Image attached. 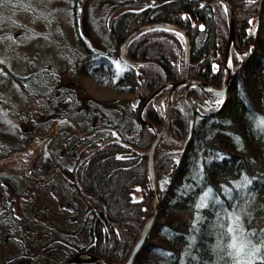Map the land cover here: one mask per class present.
Here are the masks:
<instances>
[{"label": "trees", "instance_id": "1", "mask_svg": "<svg viewBox=\"0 0 264 264\" xmlns=\"http://www.w3.org/2000/svg\"><path fill=\"white\" fill-rule=\"evenodd\" d=\"M63 1L62 23L32 13L45 26L44 50L58 49L62 65L39 63V52L17 70L0 61V92L16 86L30 103L23 117L33 130L18 124L13 133L0 130V264H62L77 254L124 263L151 200L145 151L154 135L140 121L144 102L166 83L188 79L219 88L225 77L226 14L212 0ZM136 1L146 5L129 6ZM227 1L235 45L249 57L242 63L245 55L232 47L230 98L220 110L205 107L196 87L172 104L155 154L157 214L132 264H234L221 226L232 213L254 245L264 240V0ZM0 5L30 14L19 0ZM166 25L187 35V61L182 37ZM19 27L27 37L34 33ZM84 79L133 98L97 99ZM169 90L142 110L155 128ZM7 113L0 108L4 125ZM22 154L29 163H21ZM13 157L17 163L2 164ZM251 259L264 264V247Z\"/></svg>", "mask_w": 264, "mask_h": 264}, {"label": "rangeland", "instance_id": "2", "mask_svg": "<svg viewBox=\"0 0 264 264\" xmlns=\"http://www.w3.org/2000/svg\"><path fill=\"white\" fill-rule=\"evenodd\" d=\"M21 4L27 7L28 13H15L11 12V10L7 9L5 6L0 5V61L7 62V65L11 66L12 69L17 70L21 68L25 60L27 62L32 59V56L39 52V63L43 64H54V65H62V61L60 56H58V49L55 47H46V38L43 36L42 32H45V26L41 24L40 19H36L35 15L32 13L40 12L41 14H45L48 16L54 15V19L59 20V23L65 21V14L62 13L64 8L66 7V3L63 0H19ZM52 14V15H49ZM24 24V25H23ZM19 26H29L34 32L30 34L28 37L24 32H19ZM66 29V36L68 38V42L71 43L72 39V29L64 24ZM81 27V26H80ZM82 28V27H81ZM83 30V29H82ZM41 33V34H40ZM70 36V39H69ZM48 41V40H47ZM92 42V40L90 39ZM185 53V52H184ZM45 62V63H44ZM2 73L0 72V77ZM84 83L87 87V91H89L95 98L100 100H106L110 97H117L119 100H127L132 99V94L127 93H110L102 87H98L91 80L84 79ZM180 90V89H179ZM177 90L175 92V96L179 97L183 94V90ZM228 99L230 98V94L228 93ZM0 97L4 100L0 103V108L4 111L8 110L6 114V118H8L9 123L4 125L0 122V130H4L6 132H14V126L18 124V128H22V130L27 133L32 130V127L29 125V119L25 116V112L28 110L30 103L25 101L21 93L18 91L16 86H13L11 83L6 86V88L0 92ZM183 98V97H182ZM230 101V100H229ZM14 129V130H13ZM33 131V130H32ZM38 134H43L45 129L43 126H40L37 130ZM26 154H22L19 160H22L21 163H29V159ZM18 161L17 157H13L11 159H6L2 161L4 166L8 167L11 164V161ZM17 163V162H16ZM138 192L134 195V198H138ZM63 206V203H59V205Z\"/></svg>", "mask_w": 264, "mask_h": 264}, {"label": "water", "instance_id": "3", "mask_svg": "<svg viewBox=\"0 0 264 264\" xmlns=\"http://www.w3.org/2000/svg\"><path fill=\"white\" fill-rule=\"evenodd\" d=\"M217 4L221 5L225 11L227 28H228V38L226 42L225 59L223 62L225 77H224L222 86L219 88H215L205 82L196 81V80H188V79H184L179 82L171 83V84L166 83V84H163L160 88H158L155 92L151 94V96L144 102L140 110L139 117H140L141 123L146 128L150 129L154 135L153 140L151 141L149 145V148L145 151L146 161H147V173H148V178H149L150 187H151V200H150L146 220L139 232L137 240L135 244L133 245V248L131 249L128 259L122 264H132L142 244L145 242L147 235L149 234L152 228V225L154 223V220L156 218L158 204H159V196H158V189H157L156 176H155V166H154L155 154H156V151L158 149L160 142L163 140V138L167 135L169 131L172 104L179 97L186 98V94L189 88L196 87L202 92L204 96L203 104L206 107H208L211 104H219V109L222 108L228 100L227 95L229 93L228 92L229 86H230L229 83L234 75L233 65L231 61L232 47H234L239 52L240 55H243V54L245 55L242 59V63H244L249 57V53L247 51H240L237 49L235 45V26H234L233 12H232V8L229 2L227 0H212L210 2L211 6H214ZM145 5H146V2H139V1L129 4V6L131 7H136V6L143 7ZM163 28L173 31L182 37L183 42H184V47H185V60L187 61L188 53H189V42H188V37L185 34V32L180 27L175 26V25H166V26H163ZM127 41L128 39H126L125 42L121 45V56L124 60H126V58L124 57V48H125ZM167 86L170 87V90L167 94L166 99L161 101V106L164 111L163 122L160 128H155L154 126L148 124L147 122L143 120L142 110L148 101H150L157 93H159L161 89ZM183 86H184L183 94L179 97H176L175 92L177 91L178 88H181ZM221 97L223 99V102L217 103V101L220 100ZM191 123H192V117L190 118L189 127H191ZM82 263L111 264L101 258L88 255V254H77L73 256L72 258L66 260L62 264H82Z\"/></svg>", "mask_w": 264, "mask_h": 264}, {"label": "snow or ice", "instance_id": "4", "mask_svg": "<svg viewBox=\"0 0 264 264\" xmlns=\"http://www.w3.org/2000/svg\"><path fill=\"white\" fill-rule=\"evenodd\" d=\"M117 65V75L119 71L123 69L120 68V62H115ZM223 99L221 97L217 103H222ZM264 123V122H262ZM119 158V157H118ZM210 191V190H209ZM208 193H205V197ZM203 200L197 207H204ZM228 223L226 225H221L226 227V231L222 233V236L227 238V243L225 247L229 250L228 255L233 258L234 264H252V257L261 251V247H264V240H261L260 246L254 245L249 238L253 233L245 232L242 224L240 223V216L237 214H229L227 217ZM248 256L249 259L244 261L242 258Z\"/></svg>", "mask_w": 264, "mask_h": 264}, {"label": "flooded vegetation", "instance_id": "5", "mask_svg": "<svg viewBox=\"0 0 264 264\" xmlns=\"http://www.w3.org/2000/svg\"><path fill=\"white\" fill-rule=\"evenodd\" d=\"M181 88H183V91H184V86L183 87H181ZM180 88H178L177 90H179Z\"/></svg>", "mask_w": 264, "mask_h": 264}, {"label": "bare ground", "instance_id": "6", "mask_svg": "<svg viewBox=\"0 0 264 264\" xmlns=\"http://www.w3.org/2000/svg\"><path fill=\"white\" fill-rule=\"evenodd\" d=\"M204 106H205V105H204ZM205 107H206V106H205ZM220 109H221V108H220ZM220 109H219V110H220Z\"/></svg>", "mask_w": 264, "mask_h": 264}]
</instances>
